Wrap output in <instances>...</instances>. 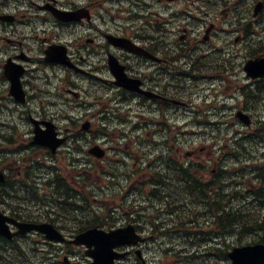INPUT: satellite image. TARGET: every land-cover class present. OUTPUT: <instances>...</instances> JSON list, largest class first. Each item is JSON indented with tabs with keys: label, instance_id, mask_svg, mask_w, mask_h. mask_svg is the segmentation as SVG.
Listing matches in <instances>:
<instances>
[{
	"label": "flooded vegetation",
	"instance_id": "flooded-vegetation-1",
	"mask_svg": "<svg viewBox=\"0 0 264 264\" xmlns=\"http://www.w3.org/2000/svg\"><path fill=\"white\" fill-rule=\"evenodd\" d=\"M159 31L170 32L172 43L158 35ZM260 56H264V0H0V114L10 117V121H0V211L10 219L4 223L6 228L10 232L19 229L14 219L49 222L67 238L76 234L45 190L33 214L27 212L26 200L14 193L17 189L28 194L27 181L47 176L46 170L40 174L26 172L25 156L15 164L11 153L20 146L25 148L24 139L30 144V137L21 139L18 135L22 133L20 122H27L23 133L30 134L34 126L46 128L50 122L65 137L63 148H75L85 132L78 131L79 124H58L56 119L64 107L76 111L85 108L84 114L92 109L93 114L95 111L104 118L117 110L126 113L123 102L137 98L139 106L151 108L166 119V115L170 119L196 116L212 107L221 111L227 104L224 98L236 103L254 98L252 89L264 83V77L250 78L244 65ZM112 60L128 79L126 83L135 84L136 89L115 83ZM190 83L203 85L195 91L201 99L194 98ZM229 107L235 113L246 112L250 106ZM36 148L44 156L50 153L46 146ZM195 151L169 159L163 163L165 167L152 168L151 160L131 173L120 172L116 177L131 181L122 185L126 187L124 196L133 194L137 205L81 206L77 216L87 219L89 227L110 230L131 224L142 238L136 245H117L116 250L124 255L115 260L116 264H210L227 256L202 251L170 254V223H174L170 214L175 212L170 196L188 199L205 182L210 183L209 193L219 191L222 182L221 165L208 158H193ZM86 157L75 159L84 172L78 176L83 178L94 168L89 167L92 158ZM179 166L191 168L193 186L190 178L176 173ZM261 169L264 172L261 166L257 171ZM254 186H250L252 195ZM159 201L163 205H156ZM171 201L175 203L174 198ZM187 204H191L189 199ZM216 208L220 210L221 205ZM18 234L12 238L0 234V264H12L19 245L24 246L26 264L34 260L29 250L37 260L49 264L58 261L62 249L57 248L64 242L48 240L35 230ZM183 239L195 242L186 235ZM38 242L44 243L45 249ZM85 261L90 264L93 259Z\"/></svg>",
	"mask_w": 264,
	"mask_h": 264
},
{
	"label": "rangeland",
	"instance_id": "rangeland-1",
	"mask_svg": "<svg viewBox=\"0 0 264 264\" xmlns=\"http://www.w3.org/2000/svg\"><path fill=\"white\" fill-rule=\"evenodd\" d=\"M166 28H168L169 30L170 24L168 25V23H166ZM158 35H162L164 39H170V43H172L170 32L159 31ZM216 39L217 37L213 40L212 44H214V42H217ZM224 42L228 43L227 45H229V39L224 40ZM190 85L194 92L197 90L200 91L199 88L203 86L199 85L198 87H194L191 83ZM221 90L224 94H228L225 92L224 87H222ZM195 93L193 95L195 96L194 98H202V95L198 96L197 92ZM252 93L253 96L255 95V98H251L246 102H244L243 100H239V103H236L235 99L224 98L223 101L227 104L226 107L221 109V111L219 107H212L209 112H200L196 116H182L170 119V116L166 115V117L168 118L167 122L170 124V131H168V129L164 126V121L159 112H156L151 108L145 109L141 105H138L137 98H130L127 101H124L122 104L126 108V113L118 112L117 110V112H114V115L109 114L107 116V120H109V123L105 125L109 127V131L111 133V136L109 137H103L102 135L98 134L99 131L95 133L96 129H99L101 122L100 117L97 116L95 111V115L93 114L92 109H90L87 114H84L83 112L86 110L85 108L81 109L80 111H76V109L64 107L62 113H59L58 118L56 119L58 124L62 125L63 127L72 125L76 127L78 125L77 119L82 116L80 122L82 123L85 121H90L91 127L89 131H87L82 137H85L83 140H81L82 150L80 146H78V149L80 150H77L75 148L62 149L61 153L56 156L55 159H50L47 155L44 156L40 149H36L33 147L31 148L28 146L27 139L25 140L24 138L30 137L31 134L28 132L23 133V131H25L24 129L27 128L26 120V123H24V121L19 123V128L22 130V133H19L18 135L21 139H24L25 147H28L26 150L22 149L25 152L23 153V155L25 154V156L27 157L31 156L38 159H40L39 157H41L42 162L45 163V165L53 164L56 170H59L55 171V168L46 167L47 174H56L62 172V174L66 177L71 173L69 167H67V160L75 159V157L84 155L87 146L89 147L91 145H94L95 143H98L99 145L104 146L106 149H108V155L103 160V163L97 162L95 164V159L92 160L94 161V164L96 166L91 170L90 173H88L87 176H84V178L88 177V180L86 181L88 184L87 189L92 192V195L89 196V203L93 206H120L138 204V200L136 199V197H131L130 195L124 197L126 187L122 185H128L131 181H124L121 180V178H119L118 180L115 179L114 181H110L108 177L110 171H107L108 168L104 166L107 163V160L109 162V167L112 164L114 170H116V168L120 170L118 171V173L122 171L131 173L135 168H139L141 164H143L142 166H144L148 161L151 160L153 162L152 168H154L155 166L165 167L163 163L167 162L170 158L178 157L177 155L182 156L184 152L195 151V149L196 151L193 158L206 160L207 158H209L210 150H212L215 151L216 154H222V157L220 156L221 160L219 161V163L223 168L235 170L234 173L228 174L225 178L227 184L226 186H234L236 189V192L234 196L229 200V203L235 205L238 209L244 210L243 204L247 202V199H243L238 192L240 191V189H243V187H246V185L249 186L253 184L251 175L255 173V169H259L261 165H264V140L255 136L250 137L249 140H245L244 142V145L247 146H239L235 148L234 152L232 153H236L238 155L239 159L237 160V162H235L236 160L234 158L224 159V157L227 156L226 154L230 151V143H228V139L232 136H234V138L241 136L243 130H245V126L243 125V123L234 118V112L233 109L231 110V108L229 107L230 105H235L241 108L248 104L250 107L249 110H246V112L252 119V127L257 126L258 119L264 118V83H260L259 86L256 84L254 89H252ZM218 105H221V103H218ZM179 113L182 114L181 111ZM69 117H71L74 122H72ZM6 118L10 121V117L7 113L0 114V121ZM157 123L159 124L157 126H154V124ZM133 126H135L136 129H132ZM124 128L128 130L127 132L130 144L127 145L118 142L116 138L118 133H116L115 131L119 132ZM86 134L88 135L86 136ZM168 137L169 140H167ZM22 150H16L15 152L13 151L11 153L12 157L16 160L22 159L20 158ZM167 150L169 151V156H166L162 153L163 151L166 152ZM1 154H3L2 156L4 157V151ZM107 158H109L110 160ZM117 159L120 160L119 163L116 162ZM134 163H136L135 166ZM89 167L92 168L93 165L90 164ZM24 169L26 172L30 173L32 172L33 168L25 166ZM68 179L75 185H78L75 180L70 178ZM254 189H257V186H255ZM20 195L24 196L25 194L20 193ZM244 195L247 194L245 193ZM30 196L32 199H30ZM171 200H173V198ZM174 200L175 203L172 202V206L175 205V212L170 214L173 217H170L171 221L177 224L182 223L180 221H185L182 219L183 217L187 218V220L193 221V224L195 226H200L201 224L206 225L203 221L204 218L208 219V213L205 212V209L204 212L201 213L194 212V209L187 204V198L183 196H176L174 197ZM38 201L39 198L37 196H34L32 193L27 195L26 202L29 205L27 210L28 213L33 214L35 211H37L38 205H35V202ZM159 202H156V205H163L162 202ZM252 203L258 204L255 201H252ZM251 207L254 208L253 204H251ZM262 210L264 211V209ZM179 214L182 216H180ZM253 236L254 234L241 236L238 242L246 243L248 241H251L253 239ZM224 238H226V241L230 243L231 241H233L234 236L226 234L225 236L221 235L220 237H217L214 234L212 236H206L199 243L194 242L184 245L181 244L182 235H177L172 230L170 233V248L173 247L177 249L186 247L191 251L200 249L204 254L207 255L213 253L221 254L218 249L219 246L223 247V243H220V241ZM167 245L168 244H166L165 246L167 247ZM27 246L28 249L31 247L29 243ZM229 247L230 246H227V249ZM155 250L157 249L155 248ZM32 254V251L29 250L30 257L34 259L30 261L31 264H49L42 260L35 259ZM23 258L26 260L27 257L22 254L15 255L12 264H26L24 263ZM222 259L223 257H221V259L220 257H218L216 258V260H212L209 263L225 264V261L223 263L220 262ZM81 263L85 264V262L82 261H80L79 263L75 260L73 261V264ZM57 264L65 263L62 262Z\"/></svg>",
	"mask_w": 264,
	"mask_h": 264
},
{
	"label": "water",
	"instance_id": "water-1",
	"mask_svg": "<svg viewBox=\"0 0 264 264\" xmlns=\"http://www.w3.org/2000/svg\"><path fill=\"white\" fill-rule=\"evenodd\" d=\"M259 6V5H258ZM258 6L256 10L258 9ZM112 71L114 72V76L116 77L115 83L117 85H121L130 89H136V85L133 83L127 84L128 79L122 73V70L116 68L113 60L111 61ZM245 69L248 74L252 77L263 76L264 75V57L255 58L253 60H249ZM15 85H18L17 80L14 82ZM238 116L246 123L249 124L248 117L244 114H238ZM47 130H39L35 129V137L33 143L44 144L49 146L52 151L63 141L60 138L55 137V132L51 125L47 124ZM87 125H83V128H86ZM89 152L97 157H102L104 155V151L97 145L93 146L89 149ZM0 180H2V176L0 174ZM5 218L0 214V233L6 234V236L10 237L11 235L7 233V228L4 226ZM20 227V231L18 232H26L30 229H38L43 232H48L52 229L50 225H35V224H25V223H17ZM51 238H55L51 236ZM139 240V238L134 234V230L131 226H127L124 228H119L116 230H112L109 232H105L102 230L89 229L78 236L72 241L76 244H85L87 247L94 246L93 249L86 250V254L93 258V262L90 264H115L114 259L120 257L123 254H119L114 251V247L117 244L121 243H135ZM228 256L230 258L229 264H263L264 262V244L256 243L252 245H244L232 248L229 251Z\"/></svg>",
	"mask_w": 264,
	"mask_h": 264
},
{
	"label": "trees",
	"instance_id": "trees-1",
	"mask_svg": "<svg viewBox=\"0 0 264 264\" xmlns=\"http://www.w3.org/2000/svg\"><path fill=\"white\" fill-rule=\"evenodd\" d=\"M254 134L255 137L264 140V124L261 125L258 129H256ZM252 136L253 135H250L249 137ZM244 138H248V136L244 135L243 139ZM239 140L243 141L242 139ZM239 140L232 139L231 141H233V143L230 144L229 147H232L233 149L234 143L235 144L239 143ZM234 159H236V157ZM190 169L191 168L179 166V168L176 169V173H179L182 176H187L188 178H190V185L193 186L195 183V179L193 178L194 176H192V170ZM234 172H235L234 169H227V168L221 169L222 182L220 184L219 191H211L209 193V189H211L210 183L209 182L201 183V187H199V189H196V192H194L191 196V203H192L191 206H195L194 212H198V213H200L199 206L204 208L206 213H209V211L212 210V221L211 223L209 222L208 225H210L217 232L219 230L220 234L223 235L230 234L237 239H240V237L244 235L254 234L253 238L264 242V212L262 210V208H264V191H263L264 187L262 185L264 183V175L261 176V173H257V175L260 176L259 184L261 185L255 191V194H253L252 197L258 203L259 208L255 210L254 213H250L248 212V210L238 209L234 207V205L229 203V200L235 194V190L231 188L232 186H228V191L230 192H226L227 184L225 178L228 174H232ZM212 185L214 186V181L212 182ZM247 193L250 194V191L247 190ZM239 195H241V193H239ZM241 197L243 199H246L245 197H243V195H241ZM170 200H171V196H170ZM218 204L221 205L220 210L216 208ZM247 204H248L247 202L244 203V205ZM182 219L185 221H180L182 223H178V227L187 230L188 226L186 225V223L192 224L193 221L187 220V218H183V217ZM172 226H176V225H172ZM192 226L195 225L192 224ZM198 227L200 228V226ZM255 232H259V233L256 234ZM230 245H231L230 243L224 244L223 252H225L227 246Z\"/></svg>",
	"mask_w": 264,
	"mask_h": 264
}]
</instances>
